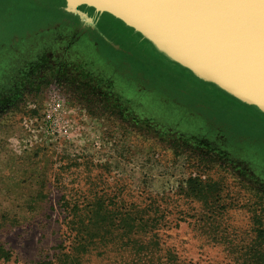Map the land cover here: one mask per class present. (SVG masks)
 <instances>
[{"label":"rangeland","instance_id":"1","mask_svg":"<svg viewBox=\"0 0 264 264\" xmlns=\"http://www.w3.org/2000/svg\"><path fill=\"white\" fill-rule=\"evenodd\" d=\"M89 11L0 0V263L52 260L77 241L70 212L106 208L125 224L99 222L114 234L81 264H245L264 229V114Z\"/></svg>","mask_w":264,"mask_h":264},{"label":"water","instance_id":"2","mask_svg":"<svg viewBox=\"0 0 264 264\" xmlns=\"http://www.w3.org/2000/svg\"><path fill=\"white\" fill-rule=\"evenodd\" d=\"M108 14L170 62L264 114V0H64Z\"/></svg>","mask_w":264,"mask_h":264},{"label":"trees","instance_id":"3","mask_svg":"<svg viewBox=\"0 0 264 264\" xmlns=\"http://www.w3.org/2000/svg\"><path fill=\"white\" fill-rule=\"evenodd\" d=\"M143 44H145V43H143ZM149 46L152 47L150 44H149ZM152 49H153V47H152ZM154 52H156V51L154 50ZM157 54L160 55L159 53H157ZM189 74L192 78L197 80L190 72H189ZM197 81H199V80H197ZM199 82L206 85V86L211 85V84L203 83L201 81H199ZM212 86L213 85H211V87ZM213 88H215L218 93L224 94L225 96L227 95L224 92L217 89L215 86H213ZM228 97L231 100L235 101L236 103L243 105V106H246V105L238 102L234 98H232L230 96H228ZM246 107H248V106H246ZM249 108H251V107H249ZM251 109L254 110V108H251ZM257 113L259 114V112H257ZM262 116H264V115H262ZM188 183L190 184V185L188 184L189 185L188 188L190 190L192 189L191 192L193 193L194 197L197 196V197L201 198L203 201L205 199H206V201H208V199L206 198V195L204 194V191H206L205 186H202L201 184H197V182L193 181V180H189ZM99 209H100V211L95 212V213H91V212L80 213V212H78V213L73 214L72 212H70L68 214V217H71V221L74 219V220H76L75 222L80 223V226L78 228H76V230H70L71 233H72V231H76L75 239L77 241L74 242V244L72 246H69L68 249L61 248L60 252L57 253L52 260L51 259L50 260H43V261L39 262V264H81V260L83 259V257L85 255L90 254L92 250H96L98 248L99 244L103 243V237H104L105 233H107L106 235L111 236V237L114 234V231H109V230L100 231L102 229V227L100 229V227L98 226L99 222L105 223V225H104L105 229L107 228L108 225L110 227L111 226L114 227L117 224H119L120 229H122L121 225L125 224L124 219L119 218L118 214L113 213L112 210H109V212H108V211H106V208L104 210L102 208H99ZM103 211H105V213ZM95 216H97L101 220L95 221L94 220V219H96ZM163 218H164V216H162L158 220V217H156L155 220L152 221V222H154L152 225L153 231H158V227L160 226V223H162ZM84 220L86 221L85 224H84ZM111 223H112V225H111ZM145 228H147V224H145L143 222H141V224H138L137 226L135 225L136 231L145 232ZM255 233H256V243H258V245L252 244V245L247 246L245 248V253H244V257H245L244 263L245 264H264V229L258 228L255 230ZM156 237H157V235H156V233H154V238H156ZM95 238H99V240L94 241ZM1 260L3 262L9 261V254L4 252L2 249H0V261ZM0 264H3V263H0Z\"/></svg>","mask_w":264,"mask_h":264},{"label":"flooded vegetation","instance_id":"4","mask_svg":"<svg viewBox=\"0 0 264 264\" xmlns=\"http://www.w3.org/2000/svg\"><path fill=\"white\" fill-rule=\"evenodd\" d=\"M81 8H85V7H81ZM86 9V8H85ZM89 10H91L93 13H95L92 9H88V12H90ZM96 14V13H95ZM99 14H96V16H98ZM95 28H97V30L101 33H98L97 35H101V34H105L106 37H108L107 39H111V40H115L118 42H124L127 43L129 45H132L134 47L137 48H141L140 45L141 43L139 41H135L134 38H132V35L124 33V32H120L119 30H114L111 27H104L101 26L98 22V25L95 26ZM83 30H86L89 33H92L90 29L87 30V28L85 27Z\"/></svg>","mask_w":264,"mask_h":264}]
</instances>
